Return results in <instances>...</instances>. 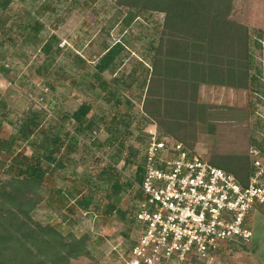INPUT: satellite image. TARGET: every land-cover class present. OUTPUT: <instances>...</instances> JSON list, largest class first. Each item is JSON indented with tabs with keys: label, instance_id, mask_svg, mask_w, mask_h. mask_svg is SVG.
<instances>
[{
	"label": "trees",
	"instance_id": "obj_1",
	"mask_svg": "<svg viewBox=\"0 0 264 264\" xmlns=\"http://www.w3.org/2000/svg\"><path fill=\"white\" fill-rule=\"evenodd\" d=\"M10 2L0 0V32L7 36L8 41L11 31L6 32L8 30L4 31V28L10 19L5 14ZM114 6V22L120 30L129 28L148 14L162 15L163 22L157 43L151 48L149 62L146 64L139 60L125 77L107 82L102 75L105 72L114 73L121 55L127 50V44L123 41L111 46L102 44L93 71L77 74L95 99L101 98L106 103L115 101L119 105L122 92L137 89L145 114L141 115L142 120L146 124L153 123L159 136L182 143L190 154H194L199 133L209 135L214 142L221 140L219 133L225 131L218 126L221 122L231 123L228 129L231 133L240 131V127L248 120L249 109L200 102L203 87L242 92L249 90L256 82L253 53L259 50L260 45L253 41L247 27L234 19V0H115ZM108 25V29H111L112 23ZM23 28L32 32V39L36 41L43 26L35 21L33 25L27 24ZM57 45L56 37L52 36L40 48L49 63L40 67L38 73L49 91L56 90L61 72L58 70L52 74L49 71L60 51ZM0 59H6V52L1 51ZM74 60L79 68L88 67L83 57L74 56ZM10 73L4 66L0 67V74L11 86L15 79ZM255 73L259 74V71L256 69ZM8 94L22 97L27 108H18L22 119L14 125L16 134L8 139L0 137V156L3 152L14 153L13 147L17 140L29 143L33 148V156L26 158L15 154L8 172L16 170V174L2 178L0 172V264H78L80 259L90 260L89 264H99L88 249L92 242L90 236L77 238L72 233L63 235L51 224L38 222L33 216L44 201L47 174L67 169L68 161H64L61 149L64 147L69 152L73 151L80 138L90 139L93 133L99 131L101 124L105 126V119L96 115L88 117L93 105L84 102L71 115L64 114L52 125L45 126L48 114L44 110L34 109L33 103L21 93L9 91ZM8 103L10 101L2 98L0 108L5 110ZM127 104L130 105L129 102ZM111 120L110 129L106 127L110 135L105 143L110 147L117 144L118 148L110 155L106 168L96 176L98 183L93 176L83 177L91 189L104 187L105 198L98 200L91 192L83 198H75V207L78 209L107 217L116 213L122 194L133 190L134 182H141L143 173L141 160L135 161L133 148L129 147L131 161L127 160V164L135 163L134 178L129 176L121 183L113 175L125 147L124 140L119 139L116 125L122 124L127 130L133 119L124 113L119 121L115 118ZM3 122L4 116L0 118V130ZM66 124L72 126V135L65 133ZM90 144L95 147L96 141L92 140ZM248 147H253L260 155L264 154V145L249 139L244 150L213 153L206 161L234 175L245 186L255 171L253 158L249 159ZM56 193L62 198L73 199L75 196L73 192L68 195L61 191ZM134 197V201L139 198L137 192ZM127 223L136 228L131 215ZM247 247L248 244H229L225 250H247ZM187 264H205V261L191 259Z\"/></svg>",
	"mask_w": 264,
	"mask_h": 264
},
{
	"label": "rangeland",
	"instance_id": "obj_2",
	"mask_svg": "<svg viewBox=\"0 0 264 264\" xmlns=\"http://www.w3.org/2000/svg\"><path fill=\"white\" fill-rule=\"evenodd\" d=\"M114 1L11 0L5 12L10 19L4 28V31L8 30L6 32L11 31L8 33L10 41L0 32V54L1 51L6 52V59L4 61L0 59V67L4 66L10 70L11 77L15 79L14 85L10 86L0 74V100L5 97L10 101L5 110L0 108V118L4 116L0 130L2 139H8L16 134L14 125L22 119L18 108L26 105L22 97L8 94L9 91L21 93L33 103L34 109L44 110L48 114L45 126L52 125L64 114L71 115L84 102L93 105L88 117L96 115L105 119V126L101 124L99 131L93 133L90 139L80 138L73 151L69 152L64 147L61 149L64 161H68L67 169L47 174L46 195L33 216L38 222L51 224L63 235L72 233L77 238L83 235L90 236L92 242L88 249L99 264H121L122 258L127 256L135 240L136 230L127 223L134 210L135 190H128L122 194L118 210L111 217L92 211L85 213L75 207V198H83L91 192L95 198L102 200L105 198V191L104 187L101 189L99 186L91 189L83 177L93 176L94 181L98 183L96 176L106 168L110 155L118 148L117 144L110 147L105 143L110 135L106 127L110 129L112 118L119 121L121 114L127 113L133 119L127 130L122 124L116 125L119 139H123L125 144L113 174L121 183L127 179L126 176L134 178L136 165L133 162L127 164V160L131 161L128 148H133L135 161H140L139 152L148 139L149 132H155L156 127L154 129L153 123L146 124L142 120L141 115L145 114L142 109V98L137 89L122 92L119 96V105L115 101L106 103L101 98L95 99L87 86L78 79L77 74L93 71V64L101 54L103 43L111 46L117 41H123L127 44V50L121 55L114 73L105 72L102 75L107 82L127 76L141 60L147 64L163 22L162 15L148 14L136 20L129 28L120 30L114 22L116 11ZM234 4V19L243 23L253 41L260 45L259 50H254L253 53L255 67L253 74L256 82L249 90L242 92L215 87L202 88L200 102L204 104L249 109L248 120L240 127V131L231 133L228 130L231 123L218 124L225 130L224 133H219L221 137L219 142L212 141L207 134L199 133L194 154L205 160L213 153L244 150L249 139L264 145V0H234ZM35 21L43 26L36 41L32 39L34 34L23 28L27 24L33 25ZM109 23H112L111 29H108ZM52 36L56 37L60 50L49 68L52 74L61 70L55 91L48 90L43 77L38 73L40 67L49 63L40 48L42 43ZM74 56L83 57L88 67L79 68ZM256 69L259 74L255 73ZM72 131V126L66 124L65 133L72 135ZM92 140L96 141L95 147L90 144ZM13 150L14 153H1L2 178L16 174V170L8 172L15 154L26 158L33 156V148L21 140L16 141ZM248 154L249 159L257 156L264 163V154L260 155L253 147H248ZM57 191L66 195L73 192L75 196L73 199L62 198ZM124 212H127V215H124ZM250 229L253 238L247 250L227 249L216 254L205 264H264V213L260 210L251 214ZM77 263L89 264L90 260L80 259Z\"/></svg>",
	"mask_w": 264,
	"mask_h": 264
},
{
	"label": "built area",
	"instance_id": "obj_3",
	"mask_svg": "<svg viewBox=\"0 0 264 264\" xmlns=\"http://www.w3.org/2000/svg\"><path fill=\"white\" fill-rule=\"evenodd\" d=\"M139 158L143 173L133 185L139 198L131 215L136 237L121 264L208 262L229 244L251 242V214L264 212L260 158L253 157L245 186L157 131L149 132Z\"/></svg>",
	"mask_w": 264,
	"mask_h": 264
}]
</instances>
